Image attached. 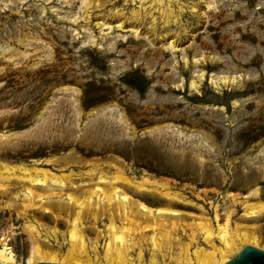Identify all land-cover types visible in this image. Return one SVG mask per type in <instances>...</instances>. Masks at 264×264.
Wrapping results in <instances>:
<instances>
[{
    "label": "rangeland",
    "instance_id": "1",
    "mask_svg": "<svg viewBox=\"0 0 264 264\" xmlns=\"http://www.w3.org/2000/svg\"><path fill=\"white\" fill-rule=\"evenodd\" d=\"M3 162L71 174L78 192L97 184L100 171L86 174L92 162L111 178L115 164L168 183L184 203L122 186L184 213L164 217L156 244L136 217L134 264L183 258L197 231L192 214H231L264 244V215H241L264 199V0H0V171ZM28 185L0 181V246L13 264H28L36 245L61 256L71 245V216L57 208L77 210L69 188H34L41 200ZM255 189L257 198L245 196ZM87 205V242L107 230L110 212L124 222L116 204ZM104 234L96 252L88 242L86 264H108ZM197 240L191 250H211L202 233Z\"/></svg>",
    "mask_w": 264,
    "mask_h": 264
},
{
    "label": "bare ground",
    "instance_id": "2",
    "mask_svg": "<svg viewBox=\"0 0 264 264\" xmlns=\"http://www.w3.org/2000/svg\"><path fill=\"white\" fill-rule=\"evenodd\" d=\"M96 1L99 4V0ZM61 161L70 162L71 159L69 156H66L63 157ZM1 165L3 171H0V181L3 183V186L4 182H10V180L14 178L27 181L30 183V186L28 185L26 187L28 192L34 196L40 197L42 200L45 196L41 193H37L34 188H43L49 184L59 185L61 192L69 188L70 191H65L64 195L70 204L77 207V210L70 209L71 211L69 212V208L66 210L67 207H65V205H57L60 212L66 211L68 215L71 216V219L68 220V232L71 240L68 252L61 256L56 250H44L39 245H36L32 250V257L29 258L28 264H35L39 261L61 262L62 264L91 263L92 257L88 251V242L91 243L93 250L96 252L98 240L104 233H106L104 235H107L109 238V241L105 244L106 251L104 256L108 264H134V260L130 258L129 250L130 246L134 247L138 241L140 242V240L137 241V237L135 236V233L140 230L138 227H141L139 222L135 221L136 217L143 216V218L148 221V224L142 226L141 229L152 231L154 235H151L149 239L153 244H156V241H158L157 238H159L156 234L162 229L161 226L163 225L164 217L166 215H172L180 218L184 214L180 209L161 206L153 207L134 199L122 186L132 188L138 192L154 193L169 201L183 203L185 201L184 196L174 191L168 183L153 180L148 177L135 179L126 176L122 174V170L115 164H113V166L116 176L111 178L108 176V171L106 172L103 170L104 168L101 163H90L91 169L87 170L86 174L92 175V169L100 171L97 176V184L85 188L80 192H78V189H80L82 184H78L73 179L69 178L71 174L60 175L49 168L39 166L9 164L6 162H3ZM17 171H19L20 174H17ZM87 183L88 182H85L84 184L86 185ZM48 190L56 194V189L49 188ZM56 195H58V193ZM245 196H254L257 198L258 193L255 189ZM92 198H97L98 202L107 204L109 210L116 204V210L124 222L118 224L114 214L110 212V224L107 230L104 231L99 229V236L96 237V239H89L87 242L85 227L83 225V216L89 207L87 202ZM29 205L32 206L33 203ZM44 209L46 212H52V209L49 207H45ZM241 215L242 218L246 219L264 215V199L246 205ZM192 216L195 217V219L191 225L197 228V231L193 232L192 241L183 247L182 255H184V257L172 259L170 262L166 263L160 262L152 257L148 264H224L247 244L264 249V244L261 243V237L256 234L254 230H251L253 226L236 222L233 224L231 214H228L223 222L218 214H215L213 219L205 215L192 214ZM94 217H97V212L94 214ZM126 222L128 224H126ZM174 225L175 223H173V227H175ZM199 233L203 234L204 240L210 244L211 250L201 247L199 243H196L195 248L191 250V248L194 247V242H198L197 237ZM129 237L131 240L130 245ZM163 237L169 239L170 234L166 232L165 235H162L160 238ZM216 240L220 242L219 246L215 244ZM160 244L163 245V240L160 241ZM14 258L15 254L10 247L6 246V244H2L0 246V262L13 264ZM138 262L139 264H147L142 263V260Z\"/></svg>",
    "mask_w": 264,
    "mask_h": 264
},
{
    "label": "water",
    "instance_id": "3",
    "mask_svg": "<svg viewBox=\"0 0 264 264\" xmlns=\"http://www.w3.org/2000/svg\"><path fill=\"white\" fill-rule=\"evenodd\" d=\"M0 264H12L2 263ZM35 264H62L59 262L39 261ZM224 264H264V249L254 245H245L234 257H231Z\"/></svg>",
    "mask_w": 264,
    "mask_h": 264
}]
</instances>
